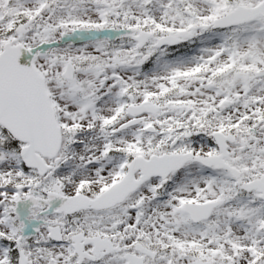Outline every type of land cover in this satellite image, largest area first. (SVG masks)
Listing matches in <instances>:
<instances>
[{"label":"snow or ice","instance_id":"1","mask_svg":"<svg viewBox=\"0 0 264 264\" xmlns=\"http://www.w3.org/2000/svg\"><path fill=\"white\" fill-rule=\"evenodd\" d=\"M0 264H264V0H0Z\"/></svg>","mask_w":264,"mask_h":264}]
</instances>
